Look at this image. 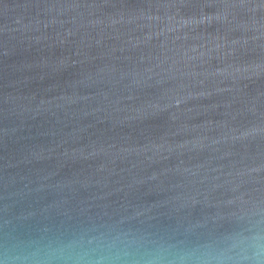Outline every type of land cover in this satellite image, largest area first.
Returning a JSON list of instances; mask_svg holds the SVG:
<instances>
[{
  "label": "water",
  "instance_id": "1",
  "mask_svg": "<svg viewBox=\"0 0 264 264\" xmlns=\"http://www.w3.org/2000/svg\"><path fill=\"white\" fill-rule=\"evenodd\" d=\"M258 219L264 0H0V264L215 255Z\"/></svg>",
  "mask_w": 264,
  "mask_h": 264
},
{
  "label": "clouds",
  "instance_id": "2",
  "mask_svg": "<svg viewBox=\"0 0 264 264\" xmlns=\"http://www.w3.org/2000/svg\"><path fill=\"white\" fill-rule=\"evenodd\" d=\"M222 247L215 255L205 254L200 257L191 256L187 250H177L174 255L166 256L163 261L159 256L143 257L144 264H264V220L234 232L228 233L221 240ZM130 259L121 255L119 260ZM116 253L101 248L89 250L86 255L75 256L68 264H112ZM118 264V262H117Z\"/></svg>",
  "mask_w": 264,
  "mask_h": 264
}]
</instances>
